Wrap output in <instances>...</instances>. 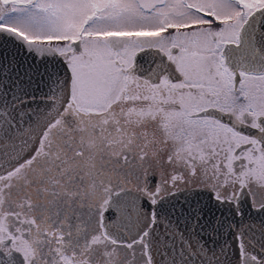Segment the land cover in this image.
Here are the masks:
<instances>
[{
    "label": "snow or ice",
    "instance_id": "6c2138e0",
    "mask_svg": "<svg viewBox=\"0 0 264 264\" xmlns=\"http://www.w3.org/2000/svg\"><path fill=\"white\" fill-rule=\"evenodd\" d=\"M0 264H264V0H0Z\"/></svg>",
    "mask_w": 264,
    "mask_h": 264
}]
</instances>
